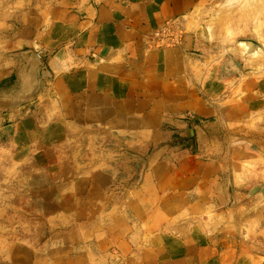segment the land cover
Wrapping results in <instances>:
<instances>
[{
    "label": "crops",
    "instance_id": "crops-1",
    "mask_svg": "<svg viewBox=\"0 0 264 264\" xmlns=\"http://www.w3.org/2000/svg\"><path fill=\"white\" fill-rule=\"evenodd\" d=\"M214 2L0 0V264H264V162L234 145L264 70L215 51Z\"/></svg>",
    "mask_w": 264,
    "mask_h": 264
},
{
    "label": "rangeland",
    "instance_id": "rangeland-1",
    "mask_svg": "<svg viewBox=\"0 0 264 264\" xmlns=\"http://www.w3.org/2000/svg\"><path fill=\"white\" fill-rule=\"evenodd\" d=\"M24 1L27 0H19L20 10L23 8ZM214 1L211 15L206 24L211 30V40L216 44L215 51L219 52L222 57L227 55L231 66L241 74L246 73L245 68L262 73L264 70V0ZM4 2L2 3L4 7L9 5L8 1ZM239 126L254 127L253 123L239 124ZM179 134L174 137L182 138ZM237 137L234 145H242V147L260 154V160L264 162V144H262L264 143V135L261 132H257L254 127V130H240ZM175 142L180 148L182 145L187 144L192 151H195L198 147L196 138L195 145H192L188 139H180ZM243 167L245 170H261L264 174V166H259L257 162L251 165L246 163ZM226 182H228L226 184V194L223 196L230 202L232 201L231 181L228 179ZM263 182L264 179H256L248 183V189L244 193L248 200L254 196L260 197L259 207L264 205ZM228 184L230 189H227Z\"/></svg>",
    "mask_w": 264,
    "mask_h": 264
},
{
    "label": "built area",
    "instance_id": "built-area-1",
    "mask_svg": "<svg viewBox=\"0 0 264 264\" xmlns=\"http://www.w3.org/2000/svg\"><path fill=\"white\" fill-rule=\"evenodd\" d=\"M184 31L177 21H167L150 34V46L157 49L172 48L181 44Z\"/></svg>",
    "mask_w": 264,
    "mask_h": 264
},
{
    "label": "water",
    "instance_id": "water-1",
    "mask_svg": "<svg viewBox=\"0 0 264 264\" xmlns=\"http://www.w3.org/2000/svg\"><path fill=\"white\" fill-rule=\"evenodd\" d=\"M204 35L207 38V34H206V30L205 29H204ZM187 129L189 131V136L186 137V138H178V137H176L174 139V142L177 141V140L179 141L180 139H184V140L188 139V140H190L192 145H195V135H196L197 132L201 133L206 138V133L200 126H196L195 128H193L192 125L187 124ZM227 189H230V185L229 184L227 186Z\"/></svg>",
    "mask_w": 264,
    "mask_h": 264
},
{
    "label": "trees",
    "instance_id": "trees-1",
    "mask_svg": "<svg viewBox=\"0 0 264 264\" xmlns=\"http://www.w3.org/2000/svg\"><path fill=\"white\" fill-rule=\"evenodd\" d=\"M179 132H175V134H178Z\"/></svg>",
    "mask_w": 264,
    "mask_h": 264
},
{
    "label": "bare ground",
    "instance_id": "bare-ground-1",
    "mask_svg": "<svg viewBox=\"0 0 264 264\" xmlns=\"http://www.w3.org/2000/svg\"><path fill=\"white\" fill-rule=\"evenodd\" d=\"M224 2H226V1H224ZM210 29V28H209ZM210 32H211V30H210Z\"/></svg>",
    "mask_w": 264,
    "mask_h": 264
}]
</instances>
